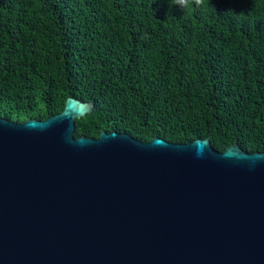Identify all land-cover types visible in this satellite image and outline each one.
I'll use <instances>...</instances> for the list:
<instances>
[{
	"label": "water",
	"instance_id": "95a60500",
	"mask_svg": "<svg viewBox=\"0 0 264 264\" xmlns=\"http://www.w3.org/2000/svg\"><path fill=\"white\" fill-rule=\"evenodd\" d=\"M93 105L0 116V264H264V151L74 136Z\"/></svg>",
	"mask_w": 264,
	"mask_h": 264
},
{
	"label": "trees",
	"instance_id": "16d2710c",
	"mask_svg": "<svg viewBox=\"0 0 264 264\" xmlns=\"http://www.w3.org/2000/svg\"><path fill=\"white\" fill-rule=\"evenodd\" d=\"M0 0V116L94 103L74 136L264 151V0Z\"/></svg>",
	"mask_w": 264,
	"mask_h": 264
},
{
	"label": "clouds",
	"instance_id": "9594fccd",
	"mask_svg": "<svg viewBox=\"0 0 264 264\" xmlns=\"http://www.w3.org/2000/svg\"><path fill=\"white\" fill-rule=\"evenodd\" d=\"M176 3L184 8V9H189L192 7H205V0H176Z\"/></svg>",
	"mask_w": 264,
	"mask_h": 264
}]
</instances>
